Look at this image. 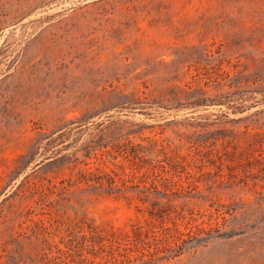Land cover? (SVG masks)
Instances as JSON below:
<instances>
[{"label": "rangeland", "instance_id": "374dc122", "mask_svg": "<svg viewBox=\"0 0 264 264\" xmlns=\"http://www.w3.org/2000/svg\"><path fill=\"white\" fill-rule=\"evenodd\" d=\"M0 264H264V0H0Z\"/></svg>", "mask_w": 264, "mask_h": 264}]
</instances>
